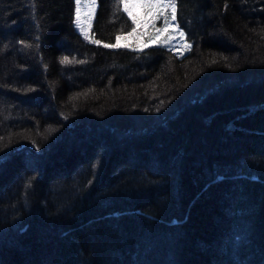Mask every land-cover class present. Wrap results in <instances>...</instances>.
I'll use <instances>...</instances> for the list:
<instances>
[{
    "label": "trees",
    "instance_id": "trees-1",
    "mask_svg": "<svg viewBox=\"0 0 264 264\" xmlns=\"http://www.w3.org/2000/svg\"><path fill=\"white\" fill-rule=\"evenodd\" d=\"M116 2L0 0V264H264V0H176L182 57Z\"/></svg>",
    "mask_w": 264,
    "mask_h": 264
},
{
    "label": "snow or ice",
    "instance_id": "snow-or-ice-1",
    "mask_svg": "<svg viewBox=\"0 0 264 264\" xmlns=\"http://www.w3.org/2000/svg\"><path fill=\"white\" fill-rule=\"evenodd\" d=\"M31 8H35V3L30 5ZM97 7V0H75V25L80 30L81 34L88 39V30L91 27L93 17L95 15ZM115 7L121 8L127 14L131 20L133 27L131 31L125 36L123 34H117L115 37V44H103L104 48H119L121 47L120 41L134 38L137 41L147 37L148 41L162 40L165 46L173 40L179 37L184 40L185 33L177 31L178 25L174 22L177 19V3L176 0H117ZM34 15V13H33ZM162 20V27H156V21ZM151 25V31L148 30ZM37 27L39 25L37 24ZM138 28L143 30L138 31ZM40 39L39 36L36 37ZM93 43L100 44V41L93 40ZM23 43V42H22ZM25 47H31V45H24ZM127 45H125L126 47ZM185 48L190 49L191 45L184 43ZM5 49L7 45L4 46ZM139 47H147V44L138 45ZM62 63L68 62V58L65 57ZM215 63V61H213Z\"/></svg>",
    "mask_w": 264,
    "mask_h": 264
},
{
    "label": "rangeland",
    "instance_id": "rangeland-1",
    "mask_svg": "<svg viewBox=\"0 0 264 264\" xmlns=\"http://www.w3.org/2000/svg\"><path fill=\"white\" fill-rule=\"evenodd\" d=\"M73 2H74V21H75V0H73ZM96 11H97V7H96ZM96 11H95V15L93 17L92 23H91V27L88 30V37H89L88 39H85V37L81 34L80 30L76 27L75 22H74V27H75L77 33L83 38L84 41H86L88 43H91V44H96V43L92 42L94 40V38L92 37V28H93V24H94V20H95V16H96ZM162 24H163L162 20H157L156 21V27L157 28L162 27ZM174 24H175V22H174ZM141 30H143V29L142 28H138V31H141ZM148 30L151 31V25H149ZM177 31L179 32L178 29H177ZM184 43H187L185 41V39L181 40L179 37H177L176 40L171 41L170 43H168V45H170L172 47L171 48L172 51H174L178 56L182 57V56L186 55L190 51V49L185 48L183 46ZM120 44H121V47H119V48H109V49H121V48L135 49V48H138L137 47L138 45H144V44H147V47L155 45V44H163L164 45L162 40H159V41H148L147 37L143 38L140 41H137L134 38H129L127 40H121ZM125 45H127V46L125 47ZM139 48H144V47H139Z\"/></svg>",
    "mask_w": 264,
    "mask_h": 264
}]
</instances>
